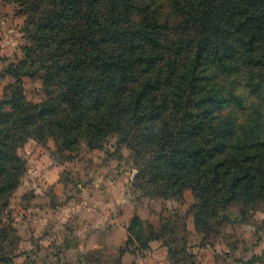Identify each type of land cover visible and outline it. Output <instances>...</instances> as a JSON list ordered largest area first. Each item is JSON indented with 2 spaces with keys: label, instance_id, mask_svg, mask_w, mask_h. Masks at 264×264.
Instances as JSON below:
<instances>
[{
  "label": "trees",
  "instance_id": "16d2710c",
  "mask_svg": "<svg viewBox=\"0 0 264 264\" xmlns=\"http://www.w3.org/2000/svg\"><path fill=\"white\" fill-rule=\"evenodd\" d=\"M166 1L162 13L159 0H18L31 43L11 73L41 71L49 97L27 101L17 80L0 99V214L25 170L17 150L26 139L50 134L71 150L81 138L97 144L114 129L134 153L135 178L147 195L182 199L192 191L196 231H211L208 219L219 206H264V164L226 146L234 129L216 126V96L198 98L194 83L207 57L224 72H231L227 60L241 58L262 68L264 88V0ZM132 71L151 77L126 89ZM165 229L135 216L126 245L134 240L140 252L160 239L170 256ZM5 231L0 226V250ZM127 251L134 253L118 248L120 256Z\"/></svg>",
  "mask_w": 264,
  "mask_h": 264
},
{
  "label": "rangeland",
  "instance_id": "374dc122",
  "mask_svg": "<svg viewBox=\"0 0 264 264\" xmlns=\"http://www.w3.org/2000/svg\"><path fill=\"white\" fill-rule=\"evenodd\" d=\"M159 2V11L166 13L167 1ZM20 10L18 0H0V99L5 98L7 85L19 80L25 99L39 103L49 97L42 72L23 75L28 72L21 70L18 77L11 73V65L22 58V48L31 43ZM138 13L133 9L136 20ZM227 62L231 72L222 71L208 57L200 63L194 83L201 89L195 95H215L210 107L216 126L234 129L223 138L226 146L254 153L264 164L262 68L241 58ZM128 77L125 88L137 89L151 75L132 71ZM121 137L114 129L97 144L81 138L71 150L62 149L50 134L44 140L26 139L17 150L25 170L0 214V226L7 233L0 264H124L118 252L123 246L144 257L148 250L137 252L136 241L126 245L127 229L105 234L116 221L128 228L135 216L144 225L147 221L165 226L164 237L175 250L168 264H264L262 201L219 206L208 219L210 232L192 230L190 207L196 202L192 191L185 190L182 199L147 195L142 180L135 178L134 153Z\"/></svg>",
  "mask_w": 264,
  "mask_h": 264
},
{
  "label": "crops",
  "instance_id": "0c3cea01",
  "mask_svg": "<svg viewBox=\"0 0 264 264\" xmlns=\"http://www.w3.org/2000/svg\"><path fill=\"white\" fill-rule=\"evenodd\" d=\"M127 225L125 223H120L119 221H116L111 224L110 228H108L105 231V234L107 235H115L116 232H121L123 230L124 232L126 231ZM155 229L159 230L160 229V224L155 225ZM196 230L194 227V224H192V230ZM124 237H122L121 241H124ZM123 243H120V246ZM104 244H100V247H103ZM150 248L148 249L147 255L144 257L140 256L139 254L131 253V252H125L124 254L121 255V262L124 264H168L170 259H169V253H168V247L162 244V241L160 239L153 240L149 243ZM119 246V247H120ZM257 254L256 256H258Z\"/></svg>",
  "mask_w": 264,
  "mask_h": 264
}]
</instances>
